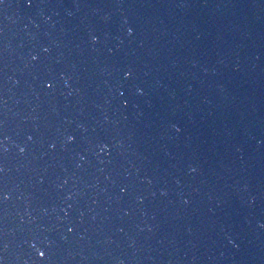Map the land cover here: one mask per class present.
Here are the masks:
<instances>
[{"label": "water", "instance_id": "1", "mask_svg": "<svg viewBox=\"0 0 264 264\" xmlns=\"http://www.w3.org/2000/svg\"><path fill=\"white\" fill-rule=\"evenodd\" d=\"M0 264H264V0H0Z\"/></svg>", "mask_w": 264, "mask_h": 264}]
</instances>
